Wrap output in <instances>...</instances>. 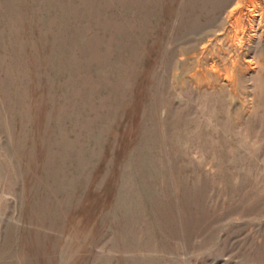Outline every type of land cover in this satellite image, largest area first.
Wrapping results in <instances>:
<instances>
[{
  "label": "rangeland",
  "instance_id": "obj_1",
  "mask_svg": "<svg viewBox=\"0 0 264 264\" xmlns=\"http://www.w3.org/2000/svg\"><path fill=\"white\" fill-rule=\"evenodd\" d=\"M0 264H264V0H0Z\"/></svg>",
  "mask_w": 264,
  "mask_h": 264
},
{
  "label": "bare ground",
  "instance_id": "obj_2",
  "mask_svg": "<svg viewBox=\"0 0 264 264\" xmlns=\"http://www.w3.org/2000/svg\"><path fill=\"white\" fill-rule=\"evenodd\" d=\"M239 1V0H238ZM252 2H254V1H252ZM257 2V1H256ZM237 3V2H236ZM249 3V2H248ZM256 4V3H255ZM242 5H243V3H242ZM252 5V4H251ZM245 6V5H244ZM252 7V6H251ZM258 8V7H257ZM239 9V8H238ZM249 9V8H248ZM252 9V8H251ZM236 10V9H235ZM234 10V11H235ZM254 10V9H253ZM248 11H250V9L248 10ZM256 11V10H255ZM237 12V11H236ZM241 12V11H240ZM252 13V12H251ZM234 14H236V13H234ZM252 15V14H251ZM235 16V15H234ZM243 16V15H242ZM232 18V17H231ZM235 18V17H234ZM237 19V18H236ZM236 19H234V20H236ZM238 21V20H237ZM240 21V20H239ZM233 22V21H232ZM241 23V22H240ZM242 24V23H241ZM237 25V24H236ZM232 26V25H231ZM240 27H241V25L239 26V29H240ZM237 28V27H236ZM243 29V28H242ZM237 30H238V28H237ZM236 31V30H235ZM244 31V30H243ZM238 32V31H237ZM240 32V31H239ZM242 32V31H241Z\"/></svg>",
  "mask_w": 264,
  "mask_h": 264
}]
</instances>
